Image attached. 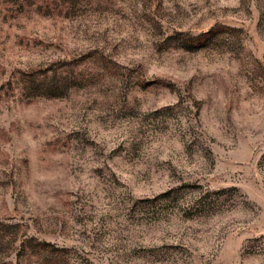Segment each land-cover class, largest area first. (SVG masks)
<instances>
[{"label":"rangeland","instance_id":"obj_1","mask_svg":"<svg viewBox=\"0 0 264 264\" xmlns=\"http://www.w3.org/2000/svg\"><path fill=\"white\" fill-rule=\"evenodd\" d=\"M0 264H264V0H0Z\"/></svg>","mask_w":264,"mask_h":264}]
</instances>
